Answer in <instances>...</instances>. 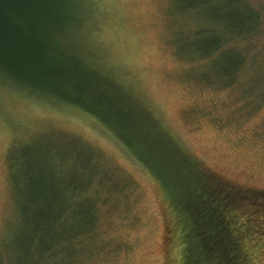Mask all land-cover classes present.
Masks as SVG:
<instances>
[{"label":"rangeland","instance_id":"1","mask_svg":"<svg viewBox=\"0 0 264 264\" xmlns=\"http://www.w3.org/2000/svg\"><path fill=\"white\" fill-rule=\"evenodd\" d=\"M84 1L79 14L91 37L102 43L95 51L106 62L109 56L117 58L122 83L100 90L97 97L86 95L83 109L18 88L0 76V264H19L26 253L14 242L25 233L10 161L17 167L34 159L52 165L68 152L69 177L52 169L61 181L70 174L79 179L78 169L86 167L82 179L87 182L100 166L94 184L111 185L98 194L109 191L112 196L99 209L96 243L83 254V264H168L163 194L139 157L170 182L195 171L189 154L213 174L264 190V80L252 81L258 64H264V30L258 48L245 49L249 61L238 82L227 86L220 84L225 81L218 71L225 58L209 59L203 69V60L176 53L180 39L200 40L207 34L197 37V29L221 26L223 9L214 11L204 3L194 10L189 8L192 0ZM253 1L264 9V0ZM206 72L210 83L203 80ZM123 109L129 112L125 117ZM89 150L99 164L92 171ZM76 159L81 160L77 168ZM45 177L57 190L58 179ZM263 260L264 253L258 264Z\"/></svg>","mask_w":264,"mask_h":264},{"label":"trees","instance_id":"2","mask_svg":"<svg viewBox=\"0 0 264 264\" xmlns=\"http://www.w3.org/2000/svg\"><path fill=\"white\" fill-rule=\"evenodd\" d=\"M204 3L214 11L223 9L222 27L197 29V37L207 35L200 40L180 39L176 53L203 60V69L209 59L225 58L219 62L218 71L225 81L220 84H235L248 65L245 49L251 51L259 45L264 9L253 0H192L189 8L195 10ZM84 4V0H0V76L18 88L83 109L86 95L97 97L102 89L118 88L122 81L117 58L109 56L110 62H106L104 55L100 58L96 53L102 43L91 37L79 14ZM257 68L252 81L263 83L264 64ZM210 74L202 75L207 83L212 82ZM138 92L144 95L140 88ZM147 99L145 96V102ZM127 113L120 110L123 116ZM119 138L132 146L122 135ZM86 152L92 171L99 164L90 150ZM186 156L195 171L176 182L165 180L144 158H138L163 194L168 264H258L264 253V190L242 187ZM70 160L67 152L52 165L34 159L27 167H17L10 161L15 205L25 233L14 239L26 250L19 264H83V254L91 252L96 243L99 209L112 196L109 191L104 192L106 196L98 192L113 187L98 179L99 185L94 184L102 173L100 166L87 182L82 179L86 167L78 169L79 179L70 174L69 180H59L52 169L61 178L69 177ZM80 162L76 159L74 167ZM46 175L58 179L57 190Z\"/></svg>","mask_w":264,"mask_h":264}]
</instances>
